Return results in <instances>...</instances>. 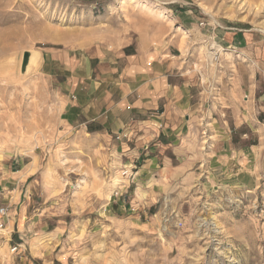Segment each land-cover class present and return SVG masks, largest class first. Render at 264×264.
<instances>
[{"label": "rangeland", "instance_id": "rangeland-1", "mask_svg": "<svg viewBox=\"0 0 264 264\" xmlns=\"http://www.w3.org/2000/svg\"><path fill=\"white\" fill-rule=\"evenodd\" d=\"M127 44L197 78L170 176H122L116 131L60 122L67 74L35 55L20 73L25 51L84 70ZM1 205L0 264H264V0H0Z\"/></svg>", "mask_w": 264, "mask_h": 264}, {"label": "crops", "instance_id": "crops-1", "mask_svg": "<svg viewBox=\"0 0 264 264\" xmlns=\"http://www.w3.org/2000/svg\"><path fill=\"white\" fill-rule=\"evenodd\" d=\"M91 52L84 70L80 64L63 68L39 53L37 59L50 61L45 75L59 77L63 71L73 92L58 96L60 122L95 134L116 131L114 142L136 180L161 175V165L169 175L170 164L186 158L181 146L194 123L200 92L193 90L197 78L191 67L163 46H102Z\"/></svg>", "mask_w": 264, "mask_h": 264}, {"label": "built area", "instance_id": "built-area-1", "mask_svg": "<svg viewBox=\"0 0 264 264\" xmlns=\"http://www.w3.org/2000/svg\"><path fill=\"white\" fill-rule=\"evenodd\" d=\"M122 176L128 177V171L124 170L122 172ZM8 218H9L8 207L1 205L0 206V239L5 238L6 236V230H7L6 224Z\"/></svg>", "mask_w": 264, "mask_h": 264}, {"label": "water", "instance_id": "water-1", "mask_svg": "<svg viewBox=\"0 0 264 264\" xmlns=\"http://www.w3.org/2000/svg\"><path fill=\"white\" fill-rule=\"evenodd\" d=\"M32 55H35L34 59H37L40 54H39V52H36V51H33V52L25 51V52H23L22 57H21V63H20V73L21 74H25L28 71L29 60H30V57Z\"/></svg>", "mask_w": 264, "mask_h": 264}, {"label": "bare ground", "instance_id": "bare-ground-1", "mask_svg": "<svg viewBox=\"0 0 264 264\" xmlns=\"http://www.w3.org/2000/svg\"><path fill=\"white\" fill-rule=\"evenodd\" d=\"M214 46H215V45H214ZM214 46H213V48H214ZM217 47H218V46H217ZM217 47H215L214 50L217 49ZM217 50H218V49H217ZM216 52H217V51H216ZM219 52H220V50H219ZM213 54H214V53H213ZM213 54H208V55H209L208 57H209L210 60L213 58ZM32 57H33V55L30 57L28 67L30 66V63H31Z\"/></svg>", "mask_w": 264, "mask_h": 264}]
</instances>
